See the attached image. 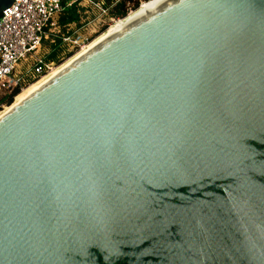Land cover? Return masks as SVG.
I'll use <instances>...</instances> for the list:
<instances>
[{
    "label": "water",
    "instance_id": "1",
    "mask_svg": "<svg viewBox=\"0 0 264 264\" xmlns=\"http://www.w3.org/2000/svg\"><path fill=\"white\" fill-rule=\"evenodd\" d=\"M0 264H264V0H162L2 116Z\"/></svg>",
    "mask_w": 264,
    "mask_h": 264
},
{
    "label": "built area",
    "instance_id": "2",
    "mask_svg": "<svg viewBox=\"0 0 264 264\" xmlns=\"http://www.w3.org/2000/svg\"><path fill=\"white\" fill-rule=\"evenodd\" d=\"M120 2H124L126 10L124 19L111 15ZM145 3V0H13L0 15V102L15 88L22 92L32 81L36 83L58 68L45 62L40 54L42 42L50 35L58 36L66 52H75V56L95 36L101 35L102 28L126 20ZM72 7L80 11L79 21L61 29L56 17ZM5 108L0 103V113Z\"/></svg>",
    "mask_w": 264,
    "mask_h": 264
},
{
    "label": "trees",
    "instance_id": "3",
    "mask_svg": "<svg viewBox=\"0 0 264 264\" xmlns=\"http://www.w3.org/2000/svg\"><path fill=\"white\" fill-rule=\"evenodd\" d=\"M94 1H97V0H94ZM145 1L149 4L150 2L148 1H151V0H145ZM137 8H138L137 4H135L134 10H137ZM79 15H80V11L77 10V8L75 7L67 8L59 16L56 17V20H57L56 22L61 27V29H65L69 24L78 23ZM111 15L119 19H124L126 17V10L124 6V2L117 3L112 9ZM105 31H106V27L102 28L100 30V33L102 34ZM62 33H64V30H62ZM74 54L75 52H71V53L66 52V49L64 47L62 40L58 37L53 42V45L50 46V50H48V53L43 56V60L45 62L54 63L55 66L59 67L62 64H64L66 61L71 59L74 56ZM34 83L35 81H32L30 85ZM20 93L21 92L19 88H15L1 100L0 102L1 105L7 107L5 108V110H8L12 105H14L15 99L20 95ZM2 113H0V115Z\"/></svg>",
    "mask_w": 264,
    "mask_h": 264
},
{
    "label": "bare ground",
    "instance_id": "4",
    "mask_svg": "<svg viewBox=\"0 0 264 264\" xmlns=\"http://www.w3.org/2000/svg\"><path fill=\"white\" fill-rule=\"evenodd\" d=\"M160 1H162V0H154V1H152V2H150L149 4L148 3H145V4H143L140 8H139V10L137 11V12H135V13H133V14H131L126 20H124V21H120V22H117L116 24H114V25H116V26H114V25H112V26H114V27H109L110 28V30L103 36V37H101V38H99L98 39V41H96L95 43H91L90 45H88L87 47H85V48H83L79 53H77V55L74 57V58H72L67 64H65V66H60V67H58V68H56V69H54L48 76H46L45 78H43V79H41V80H39L38 82H36V83H34V84H32V86L33 85H36L37 83L40 85V83H41V85L39 86H37V87H35V88H32V90L25 96V97H23L22 99H20L16 104H14V105H12L8 110H6V112H4V113H2L1 115H0V118L2 117V116H4L7 112H9L11 109H13L15 106H17L19 103H21L22 101H24L26 98H28L31 94H33L35 91H37L40 87H42L44 84H46L49 80H51L54 76H56L59 72H61L66 66H68L71 62H73L76 58H78L81 54H83L84 52H86L88 49H90L92 46H94L96 43H98L99 41H101L103 38H105L106 36H108L110 33H112L113 31H115L117 28H119L120 26H122L123 24H125L126 22H128L129 20H131L132 18H134L135 16H137L138 14H140L141 12H143V11H145V10H147L148 8H150V7H152L153 5H155V4H157L158 2H160ZM30 87H31V85H30ZM28 88V87H27ZM25 90V89H24ZM24 90L20 93V95H22V94H24ZM19 95V96H20Z\"/></svg>",
    "mask_w": 264,
    "mask_h": 264
},
{
    "label": "rangeland",
    "instance_id": "5",
    "mask_svg": "<svg viewBox=\"0 0 264 264\" xmlns=\"http://www.w3.org/2000/svg\"><path fill=\"white\" fill-rule=\"evenodd\" d=\"M56 23H57V22H56ZM117 24H118V23H117ZM117 24H116V25H117ZM116 25H114V26H116ZM110 26H112V25L109 24V25H106V26H105V27H106V31H105V33H104L103 35L101 34V35H97V36H95L94 38L92 37L93 39H92L91 43H95L96 41H98L99 38L103 37V36H104V35L110 30V28H109ZM114 26H112V27H114ZM87 36H91V35H87ZM91 43H89V44H91ZM40 54H41V56H42L43 53H40ZM76 55H77V54H76ZM76 55H75V56H76ZM75 56H74V57H75ZM72 58H73V57H72ZM72 58H71V59H72ZM71 59H69L68 61H66V62L64 63V65H63V64H62V65L65 66V64H67ZM62 65H61V66H62ZM38 85H39V84L37 83L36 85H33V86L31 85V87L29 86L28 88H26V89L24 90V94L18 96V97L15 99L14 104H16V103H17L20 99H22L23 97H25V96H26V95L32 90V88H35V87H37ZM40 85H41V83H40ZM40 85H39V86H40ZM4 112H6V110H5ZM4 112H3V113H4Z\"/></svg>",
    "mask_w": 264,
    "mask_h": 264
},
{
    "label": "crops",
    "instance_id": "6",
    "mask_svg": "<svg viewBox=\"0 0 264 264\" xmlns=\"http://www.w3.org/2000/svg\"><path fill=\"white\" fill-rule=\"evenodd\" d=\"M57 20H55L56 22ZM79 26L77 27V30H79ZM76 31V30H75ZM71 32L70 34L71 35H74V32ZM65 32V31H64ZM56 38H58V36H55V35H50L49 39L48 40H45L42 42V48L40 50V53H43L42 56H44L45 54L48 53V50H50V46L53 45V42L56 40Z\"/></svg>",
    "mask_w": 264,
    "mask_h": 264
}]
</instances>
